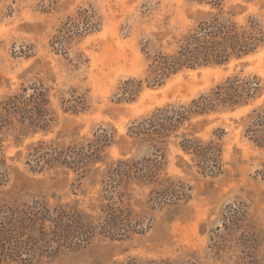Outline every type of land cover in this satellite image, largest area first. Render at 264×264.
<instances>
[{
	"label": "rangeland",
	"instance_id": "1",
	"mask_svg": "<svg viewBox=\"0 0 264 264\" xmlns=\"http://www.w3.org/2000/svg\"><path fill=\"white\" fill-rule=\"evenodd\" d=\"M213 1L0 0V205L43 199L91 212L112 196L143 221V230L126 238H98L82 248L0 264H116L131 258L264 264V146L245 134V116L264 109V46L223 64L181 70L158 87L145 81V53L171 51L208 13L240 23L255 19L264 28V0H221L220 7ZM231 76H256L259 95L234 110L192 117L154 148L145 135L132 133L155 109L187 104ZM131 79L142 80V87L126 100L121 87ZM15 95L28 99L25 113L2 107ZM182 135L217 141L221 170L198 169L181 147ZM97 137L103 150L86 173L28 164L38 141L66 147ZM119 161L133 167L127 177L114 173ZM146 165L159 179L182 185L184 195L154 201L159 186L139 177Z\"/></svg>",
	"mask_w": 264,
	"mask_h": 264
},
{
	"label": "trees",
	"instance_id": "2",
	"mask_svg": "<svg viewBox=\"0 0 264 264\" xmlns=\"http://www.w3.org/2000/svg\"><path fill=\"white\" fill-rule=\"evenodd\" d=\"M220 4L221 0L212 2L216 7H220ZM263 46L264 28L255 19L240 23L223 16L222 12L208 13L175 42L171 51L155 50L152 53H145L148 63L145 81L147 86L158 87L181 70L223 64L231 59L252 54ZM141 87L142 80L125 81L121 87L122 98L133 100ZM260 90V80L256 76H231L187 104L166 105L155 109L133 125L131 130L136 136L145 135L142 137L143 140L148 141L154 148L157 144H164L192 117L216 110L243 107L255 99ZM27 100L15 95L2 107L12 114L25 113L23 107ZM245 120V134L260 146H264V109L252 110L245 116ZM181 147L185 152L192 154L194 165L202 172L216 174L221 170V147L217 141L202 142L184 136ZM102 150L103 142L98 137L87 143L66 147L54 142L38 141L31 146L28 164L40 170L45 167L62 166L86 173L89 166L100 159ZM132 168L129 163L119 161L113 170L117 177H122ZM152 168V165H146L138 172L139 177L146 180V183L159 186L153 189L156 194L154 201L164 203L173 198L180 199V196L184 195L182 185L173 183L169 178L159 179V173ZM4 181L5 175L3 170H0V185ZM103 198L106 201L98 204L96 211L91 212L80 209L76 203L50 204L43 199L2 203L0 262L8 259L23 263L46 253L82 248L98 238L122 239L143 230L142 215L134 213L119 198L114 199L112 196ZM116 264L182 263H170L166 260L142 262L131 258Z\"/></svg>",
	"mask_w": 264,
	"mask_h": 264
}]
</instances>
